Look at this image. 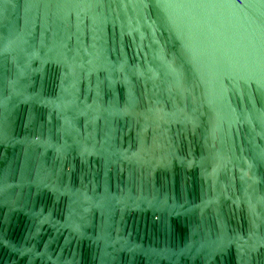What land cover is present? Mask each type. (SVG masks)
Returning <instances> with one entry per match:
<instances>
[{"label":"water","instance_id":"obj_1","mask_svg":"<svg viewBox=\"0 0 264 264\" xmlns=\"http://www.w3.org/2000/svg\"><path fill=\"white\" fill-rule=\"evenodd\" d=\"M0 264H264V0H0Z\"/></svg>","mask_w":264,"mask_h":264}]
</instances>
